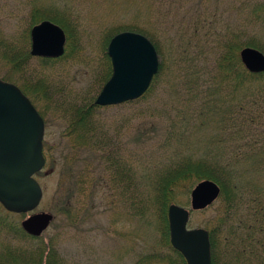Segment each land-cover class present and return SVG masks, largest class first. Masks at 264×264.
I'll return each instance as SVG.
<instances>
[{
  "label": "trees",
  "instance_id": "16d2710c",
  "mask_svg": "<svg viewBox=\"0 0 264 264\" xmlns=\"http://www.w3.org/2000/svg\"><path fill=\"white\" fill-rule=\"evenodd\" d=\"M29 3L20 32L0 31V77L20 88L45 123L53 113L62 124L63 197L52 211L71 227L102 190L113 224L123 212L156 220L153 245L167 253L152 251L146 261L187 264L170 244L167 210L177 188L208 178L220 187L205 226L211 264H264V72H249L239 58L244 46L264 54V0ZM42 19L65 32L57 58L30 53V28ZM125 30L153 43L158 71L138 98L97 105L112 73L108 42ZM76 64L84 66L85 83L69 77ZM50 152L44 149L46 159ZM24 217L0 203V264H79L52 238L26 233Z\"/></svg>",
  "mask_w": 264,
  "mask_h": 264
},
{
  "label": "water",
  "instance_id": "95a60500",
  "mask_svg": "<svg viewBox=\"0 0 264 264\" xmlns=\"http://www.w3.org/2000/svg\"><path fill=\"white\" fill-rule=\"evenodd\" d=\"M30 53L57 58L64 53L66 35L61 26L42 19L30 28ZM112 73L94 103L117 105L142 95L158 71L153 43L143 34L120 31L107 45ZM244 67L252 73L264 72V54L251 46L239 51ZM44 120L30 99L15 84L0 78V203L10 212L28 213L39 204L43 190L35 178L46 159L43 152ZM220 195L219 185L208 178L196 182L189 193V207L172 202L167 218L171 246L187 264H211L208 230L187 227L190 213L213 204ZM53 220L46 211L33 212L20 225L38 237Z\"/></svg>",
  "mask_w": 264,
  "mask_h": 264
},
{
  "label": "rangeland",
  "instance_id": "374dc122",
  "mask_svg": "<svg viewBox=\"0 0 264 264\" xmlns=\"http://www.w3.org/2000/svg\"><path fill=\"white\" fill-rule=\"evenodd\" d=\"M37 1L39 3L34 4L40 7L49 4L46 3L48 0ZM29 2L30 0H0V31L4 34L20 32L21 27H24L28 22V9L32 5ZM92 5L94 8L102 9L103 3H93ZM120 20H116L115 24L121 25ZM69 68V77L80 80V84L85 83L83 65L76 64ZM38 102L44 106L41 99H38ZM118 111L121 110L110 109L108 114H115ZM122 112L126 113L124 110ZM53 117V113L49 114V119L46 120V123L44 122L43 137V152L44 149H50L51 155L48 159L45 156L44 167L35 174V178L42 187L43 195L37 207L31 212L23 214V217L38 211L52 213L53 220L41 234L42 239L48 241L52 238L65 258L77 261L79 264H166L156 258L145 260V257L152 251L167 253L166 249L153 245L159 238L156 220L154 218L151 220L147 216L146 218H130L123 212L120 213L123 216L117 217L116 223L113 224L115 212L107 207L102 190L97 195L95 206L90 210L82 209V214L76 217L74 225L71 227L67 226L68 221L62 215H56L52 211L55 201L57 202L63 197L59 193L62 174L59 151L65 141L60 135L62 124ZM190 189L186 191L183 188H177L175 203L189 207ZM213 209L214 205H210L203 210L192 211L187 227L206 228L205 226L213 215ZM83 210L87 212H83Z\"/></svg>",
  "mask_w": 264,
  "mask_h": 264
}]
</instances>
